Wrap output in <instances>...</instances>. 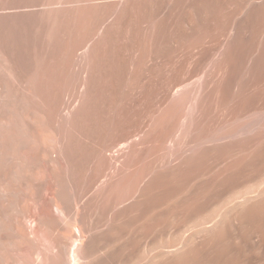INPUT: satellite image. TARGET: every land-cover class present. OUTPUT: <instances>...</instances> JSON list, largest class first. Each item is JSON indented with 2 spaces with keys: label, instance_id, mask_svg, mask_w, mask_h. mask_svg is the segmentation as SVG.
<instances>
[{
  "label": "bare ground",
  "instance_id": "6f19581e",
  "mask_svg": "<svg viewBox=\"0 0 264 264\" xmlns=\"http://www.w3.org/2000/svg\"><path fill=\"white\" fill-rule=\"evenodd\" d=\"M263 201L264 0H0V264L182 259Z\"/></svg>",
  "mask_w": 264,
  "mask_h": 264
},
{
  "label": "rangeland",
  "instance_id": "374dc122",
  "mask_svg": "<svg viewBox=\"0 0 264 264\" xmlns=\"http://www.w3.org/2000/svg\"><path fill=\"white\" fill-rule=\"evenodd\" d=\"M171 257L158 264H264V201L184 258Z\"/></svg>",
  "mask_w": 264,
  "mask_h": 264
}]
</instances>
